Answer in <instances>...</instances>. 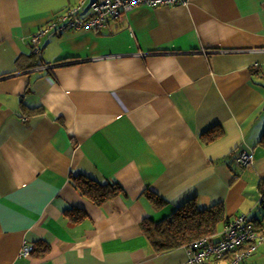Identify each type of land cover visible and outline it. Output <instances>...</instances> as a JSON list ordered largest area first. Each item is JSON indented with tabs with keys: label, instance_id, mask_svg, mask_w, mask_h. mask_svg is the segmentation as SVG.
Wrapping results in <instances>:
<instances>
[{
	"label": "crops",
	"instance_id": "0c3cea01",
	"mask_svg": "<svg viewBox=\"0 0 264 264\" xmlns=\"http://www.w3.org/2000/svg\"><path fill=\"white\" fill-rule=\"evenodd\" d=\"M92 1L0 0V264H184L183 247L156 253L141 223L190 200L222 205L214 241L236 216L259 226L264 0L140 6L102 33L44 35L32 54L33 33ZM211 129L222 135L204 143ZM77 174L122 191L97 206ZM24 244L34 251L18 258ZM240 264H264V243Z\"/></svg>",
	"mask_w": 264,
	"mask_h": 264
},
{
	"label": "built area",
	"instance_id": "2783aa9c",
	"mask_svg": "<svg viewBox=\"0 0 264 264\" xmlns=\"http://www.w3.org/2000/svg\"><path fill=\"white\" fill-rule=\"evenodd\" d=\"M189 0H93L86 14L80 7L67 9L49 23L39 28L30 37L31 52L40 58V38L44 35L60 36L64 31L89 30L94 33L108 31L115 23L134 8L184 6ZM43 65L41 69H49ZM253 163V150L240 151L235 158V165L249 167ZM258 206L264 211V197L259 195ZM264 243V221L253 227L247 216L239 215L229 220L223 227L218 240L210 237L192 241L184 246L187 260L184 264H240L241 261L256 252ZM34 251L32 245L24 244L18 258H28Z\"/></svg>",
	"mask_w": 264,
	"mask_h": 264
},
{
	"label": "trees",
	"instance_id": "16d2710c",
	"mask_svg": "<svg viewBox=\"0 0 264 264\" xmlns=\"http://www.w3.org/2000/svg\"><path fill=\"white\" fill-rule=\"evenodd\" d=\"M33 66L35 64L29 65V67ZM221 135V130L211 129L201 134V137L204 139V143H208L216 140ZM259 144L264 146V134L260 138ZM70 183L82 197L97 206L104 205L122 191L121 187L115 183L99 182L79 174L72 175ZM145 193L156 208L164 205L165 201L154 193L150 191H145ZM259 195L264 197V179L260 182ZM84 216L83 212L76 210L74 212V221H78ZM223 220L224 211L221 204L198 208L195 202L190 200L179 207L172 215L161 221L144 220L141 223V228L153 250L156 253H164L178 247H184L192 241L212 236L216 232L218 224ZM228 221H224V224ZM251 225L255 228L258 227L255 222Z\"/></svg>",
	"mask_w": 264,
	"mask_h": 264
}]
</instances>
